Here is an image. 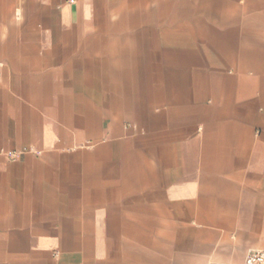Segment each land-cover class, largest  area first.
Instances as JSON below:
<instances>
[{"label": "crops", "instance_id": "1", "mask_svg": "<svg viewBox=\"0 0 264 264\" xmlns=\"http://www.w3.org/2000/svg\"><path fill=\"white\" fill-rule=\"evenodd\" d=\"M0 68V264L264 249V0H0Z\"/></svg>", "mask_w": 264, "mask_h": 264}, {"label": "built area", "instance_id": "2", "mask_svg": "<svg viewBox=\"0 0 264 264\" xmlns=\"http://www.w3.org/2000/svg\"><path fill=\"white\" fill-rule=\"evenodd\" d=\"M243 264H264V249L250 251L247 254Z\"/></svg>", "mask_w": 264, "mask_h": 264}]
</instances>
